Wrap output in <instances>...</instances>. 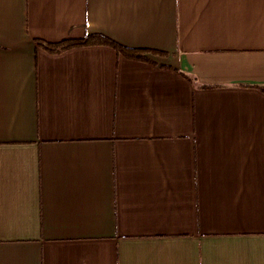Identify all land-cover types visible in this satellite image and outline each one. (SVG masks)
<instances>
[{
    "label": "crops",
    "instance_id": "0c3cea01",
    "mask_svg": "<svg viewBox=\"0 0 264 264\" xmlns=\"http://www.w3.org/2000/svg\"><path fill=\"white\" fill-rule=\"evenodd\" d=\"M0 264H264V0H0Z\"/></svg>",
    "mask_w": 264,
    "mask_h": 264
},
{
    "label": "trees",
    "instance_id": "16d2710c",
    "mask_svg": "<svg viewBox=\"0 0 264 264\" xmlns=\"http://www.w3.org/2000/svg\"><path fill=\"white\" fill-rule=\"evenodd\" d=\"M84 45L86 46L87 45H106V46L112 47L113 49L117 51V53L122 54L123 56H126L129 59L147 61L146 59L147 51L137 50V49H128L99 35L89 36L87 39L83 41L66 40L56 45H44V48L50 52H59V51H63L66 49L73 48V47L84 46Z\"/></svg>",
    "mask_w": 264,
    "mask_h": 264
}]
</instances>
